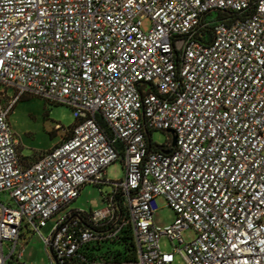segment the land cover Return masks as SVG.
<instances>
[{"label":"built area","instance_id":"2783aa9c","mask_svg":"<svg viewBox=\"0 0 264 264\" xmlns=\"http://www.w3.org/2000/svg\"><path fill=\"white\" fill-rule=\"evenodd\" d=\"M0 85V264H23L22 230L41 234L88 184L111 187L106 207L59 221L51 264H95L84 249L128 228L135 264H264V0H0ZM24 96L76 116L28 162L10 121ZM118 161L125 178L108 181Z\"/></svg>","mask_w":264,"mask_h":264},{"label":"rangeland","instance_id":"374dc122","mask_svg":"<svg viewBox=\"0 0 264 264\" xmlns=\"http://www.w3.org/2000/svg\"><path fill=\"white\" fill-rule=\"evenodd\" d=\"M152 27V20L146 17L143 20V29L148 32ZM0 89H5L0 85ZM8 94H15L13 89L8 90ZM13 130L20 143L21 155L30 157L34 150L54 144L58 137L64 136L65 131L55 130L57 125L68 129L76 122L73 108L63 104H50L49 102L34 96H24L17 104L10 116ZM169 134L164 131H154L152 140L158 145H164L168 141ZM105 177L108 181L117 182L125 178V169L122 162L111 164L106 170ZM111 190L110 186L103 189L88 184L83 187L80 196L69 206L61 210L58 214L48 220L45 227L41 229V234H33L27 228L22 230L20 245H23V255L16 259L23 264H51L50 253L47 250L45 239L51 237L59 221L73 210L87 213L95 212L106 207L103 194ZM3 200H7L6 194L0 195ZM158 210L154 214V224L156 227L165 229L175 223L177 214L171 207L167 199L163 196L157 199ZM183 238L187 243L194 241L197 234L193 228L183 232ZM179 242L165 236L161 239L162 249L166 252L173 251L174 246ZM9 263V262H8ZM10 264V263H9ZM174 264H185L182 254H177Z\"/></svg>","mask_w":264,"mask_h":264},{"label":"trees","instance_id":"16d2710c","mask_svg":"<svg viewBox=\"0 0 264 264\" xmlns=\"http://www.w3.org/2000/svg\"><path fill=\"white\" fill-rule=\"evenodd\" d=\"M211 35V32H210ZM200 41L204 42L201 38ZM71 129V127L69 128ZM153 132H148V139L152 140ZM66 138L64 134L63 139ZM153 150L167 152L166 145H158L154 142L151 143ZM45 152V151H43ZM41 153V152H40ZM35 154L32 158H25L23 160L33 161L39 156ZM99 187V186H98ZM104 200V197H103ZM75 215H79L80 220L86 223L87 212L73 210ZM92 213V212H91ZM87 258L95 264H135L138 261L137 249L133 240L131 229L124 230L115 240L96 242L88 245L83 252Z\"/></svg>","mask_w":264,"mask_h":264},{"label":"crops","instance_id":"0c3cea01","mask_svg":"<svg viewBox=\"0 0 264 264\" xmlns=\"http://www.w3.org/2000/svg\"><path fill=\"white\" fill-rule=\"evenodd\" d=\"M55 137H58V139H57V141L54 142V144L48 145L46 147L39 148L37 150H34L33 154L30 157H25V158H32V157L35 156V154L37 155L40 152L48 151V150L52 149L54 146H56L57 144H59L63 140L62 136L61 137L60 136H55ZM21 153H22V150H21Z\"/></svg>","mask_w":264,"mask_h":264},{"label":"water","instance_id":"95a60500","mask_svg":"<svg viewBox=\"0 0 264 264\" xmlns=\"http://www.w3.org/2000/svg\"><path fill=\"white\" fill-rule=\"evenodd\" d=\"M176 141H177V138L176 137H174L173 138V147H175L176 146ZM172 151L171 150H169V151H167L166 152V154H170Z\"/></svg>","mask_w":264,"mask_h":264}]
</instances>
